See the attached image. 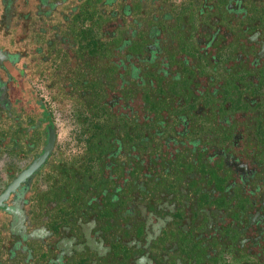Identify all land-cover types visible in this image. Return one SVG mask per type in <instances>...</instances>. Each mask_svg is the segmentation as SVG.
Wrapping results in <instances>:
<instances>
[{
    "label": "flooded vegetation",
    "instance_id": "flooded-vegetation-1",
    "mask_svg": "<svg viewBox=\"0 0 264 264\" xmlns=\"http://www.w3.org/2000/svg\"><path fill=\"white\" fill-rule=\"evenodd\" d=\"M0 51V264H264V0H0Z\"/></svg>",
    "mask_w": 264,
    "mask_h": 264
},
{
    "label": "rangeland",
    "instance_id": "rangeland-1",
    "mask_svg": "<svg viewBox=\"0 0 264 264\" xmlns=\"http://www.w3.org/2000/svg\"><path fill=\"white\" fill-rule=\"evenodd\" d=\"M72 1V0H69ZM106 16V17H105ZM85 19L88 21V16L86 15ZM102 19L106 22H104L103 24V28L105 29V36L108 38L109 34L113 31L112 28L107 27V25L109 24L108 22H110V18L108 15L104 14V16L102 17ZM91 38L89 37V40L87 38L86 42H87V52L88 54L85 57V68L83 69L85 72L83 74V70H75V71H67L69 72V78L68 81L69 83L73 84V86H75L76 89H73L75 91H77L78 89H81V87L84 85L83 83L86 82L87 85H85V88H83L86 91H89V94H86V96H82V103H87L86 106L88 107H92V103L96 102V96L99 93V86L101 85L102 82H104L106 79H104L102 77V71L99 70L98 67H100V65H102V67H104L106 64L108 65L111 61H116L119 60V58L117 57H111V55L109 56V51L108 49L106 51H101L103 54H100V49L98 47L95 46V44H93V40H90ZM90 52V53H89ZM125 57V56H124ZM126 58V57H125ZM135 62V59H133ZM81 62V61H80ZM83 62V61H82ZM67 63H69L70 65V69L74 68L77 69V63H78V58L72 59L70 61H67ZM136 63V62H135ZM59 68H64L63 64L64 62H57ZM127 65L130 64L129 61L126 62ZM108 67V66H107ZM69 68L67 67L66 70ZM42 69L48 70L49 71V66H44ZM79 72V73H78ZM126 79L129 81L131 80L130 78V74H128L126 72ZM110 80V77H109ZM78 87V88H77ZM28 92V90H26ZM22 93L20 95L21 102L22 104L28 108V109H32L35 106V98L31 97L30 93ZM142 96L141 94L135 96V103H133V105L135 107H137L139 104V101L141 100ZM48 100L47 98H44V101ZM107 101L110 100V97H107L106 99ZM36 113L38 115L41 116H45L46 112L44 109L40 108L38 110H36ZM55 119L57 120L58 117L55 115ZM45 123V122H44ZM39 127H43V124L38 123ZM61 136H64V133L61 132Z\"/></svg>",
    "mask_w": 264,
    "mask_h": 264
},
{
    "label": "water",
    "instance_id": "water-1",
    "mask_svg": "<svg viewBox=\"0 0 264 264\" xmlns=\"http://www.w3.org/2000/svg\"><path fill=\"white\" fill-rule=\"evenodd\" d=\"M1 51H0V61H2L4 58H2L1 55ZM50 144H53V139L49 140ZM49 152V147H47L45 149V154L43 156H41L39 159L36 160V162L34 163V165L31 166L30 171H35L37 169V167H39L44 161L45 158L47 157V153Z\"/></svg>",
    "mask_w": 264,
    "mask_h": 264
}]
</instances>
